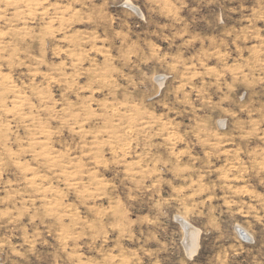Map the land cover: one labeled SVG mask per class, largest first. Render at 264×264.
<instances>
[{"label": "rangeland", "instance_id": "rangeland-1", "mask_svg": "<svg viewBox=\"0 0 264 264\" xmlns=\"http://www.w3.org/2000/svg\"><path fill=\"white\" fill-rule=\"evenodd\" d=\"M0 264H264V0H0Z\"/></svg>", "mask_w": 264, "mask_h": 264}, {"label": "bare ground", "instance_id": "bare-ground-1", "mask_svg": "<svg viewBox=\"0 0 264 264\" xmlns=\"http://www.w3.org/2000/svg\"><path fill=\"white\" fill-rule=\"evenodd\" d=\"M133 7V6H132ZM134 8V10L136 11V12H138L139 14H140V10L138 9V8H136V7H133ZM161 79V78H160ZM162 80V79H161ZM181 221V223H182V225L187 229V232H188V240H189V244H190V247L189 248H187L188 250V253H192V252H194L195 251V249H196V242H197V239H196V237H197V233H198V231H197V229H195V227L194 226H192L191 224H187L185 221H183V220H180ZM239 231H240V229H239Z\"/></svg>", "mask_w": 264, "mask_h": 264}]
</instances>
